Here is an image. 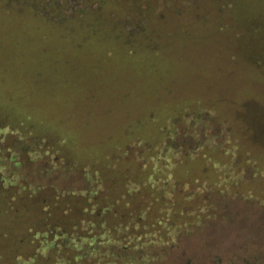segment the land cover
I'll list each match as a JSON object with an SVG mask.
<instances>
[{
  "label": "rangeland",
  "instance_id": "1",
  "mask_svg": "<svg viewBox=\"0 0 264 264\" xmlns=\"http://www.w3.org/2000/svg\"><path fill=\"white\" fill-rule=\"evenodd\" d=\"M138 4L122 15L103 0H0L9 148L62 187H84L78 166L99 160L174 167L175 196L157 192L188 229L176 223L152 264H264V0Z\"/></svg>",
  "mask_w": 264,
  "mask_h": 264
},
{
  "label": "trees",
  "instance_id": "2",
  "mask_svg": "<svg viewBox=\"0 0 264 264\" xmlns=\"http://www.w3.org/2000/svg\"><path fill=\"white\" fill-rule=\"evenodd\" d=\"M103 1L122 15L124 7H141ZM154 5L139 9L149 24L157 21ZM14 130L0 120V264H152L159 256L152 248L175 241L176 223L188 229L175 199L159 193L172 188L175 196L174 167L125 156L107 161L114 165H79L87 178L81 188L42 183L29 176L42 170L23 167V154L9 148ZM25 156L39 159L43 148Z\"/></svg>",
  "mask_w": 264,
  "mask_h": 264
}]
</instances>
